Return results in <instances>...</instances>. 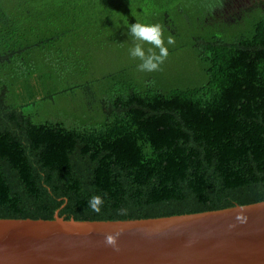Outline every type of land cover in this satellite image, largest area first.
Instances as JSON below:
<instances>
[{
	"label": "trees",
	"instance_id": "trees-1",
	"mask_svg": "<svg viewBox=\"0 0 264 264\" xmlns=\"http://www.w3.org/2000/svg\"><path fill=\"white\" fill-rule=\"evenodd\" d=\"M222 5L0 0V219H151L263 202L264 0H230L218 15ZM136 22L175 37L163 71L137 70Z\"/></svg>",
	"mask_w": 264,
	"mask_h": 264
},
{
	"label": "water",
	"instance_id": "water-1",
	"mask_svg": "<svg viewBox=\"0 0 264 264\" xmlns=\"http://www.w3.org/2000/svg\"><path fill=\"white\" fill-rule=\"evenodd\" d=\"M0 264H264V201L151 219H0Z\"/></svg>",
	"mask_w": 264,
	"mask_h": 264
},
{
	"label": "clouds",
	"instance_id": "clouds-1",
	"mask_svg": "<svg viewBox=\"0 0 264 264\" xmlns=\"http://www.w3.org/2000/svg\"><path fill=\"white\" fill-rule=\"evenodd\" d=\"M128 34L134 40V46L129 49V55L134 60L140 61L137 70L147 73L163 71V65L170 55L169 46L176 45L175 37L171 34L165 36L164 27L159 23L136 22L131 24ZM145 44L150 47L145 48ZM103 204L104 200L100 195H94L88 201V207L97 214L101 212ZM124 212L126 210H122V214ZM119 235L120 233L106 235L105 243L115 246Z\"/></svg>",
	"mask_w": 264,
	"mask_h": 264
},
{
	"label": "rangeland",
	"instance_id": "rangeland-1",
	"mask_svg": "<svg viewBox=\"0 0 264 264\" xmlns=\"http://www.w3.org/2000/svg\"><path fill=\"white\" fill-rule=\"evenodd\" d=\"M228 2H230V0H223V5H222V7H220V8H215L214 10H215V12L219 15L220 13H221V11H223V10H226V5L228 4ZM228 13H227V15L228 16H230V15H232L233 13H234V10H231V8H229L228 9V11H227ZM108 56H111V55H109L108 54ZM124 61H121V60H115L113 63H110L109 65H108V69H110V68H114V67H116L118 64H121V63H123ZM51 108V110H53L54 112H59V111H62V110H69V108L68 107H57V108H53V107H50Z\"/></svg>",
	"mask_w": 264,
	"mask_h": 264
}]
</instances>
